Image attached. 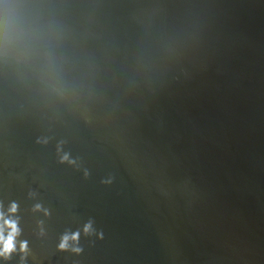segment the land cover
<instances>
[{
    "label": "water",
    "instance_id": "water-1",
    "mask_svg": "<svg viewBox=\"0 0 264 264\" xmlns=\"http://www.w3.org/2000/svg\"><path fill=\"white\" fill-rule=\"evenodd\" d=\"M0 214V264H264V0H0Z\"/></svg>",
    "mask_w": 264,
    "mask_h": 264
},
{
    "label": "clouds",
    "instance_id": "clouds-1",
    "mask_svg": "<svg viewBox=\"0 0 264 264\" xmlns=\"http://www.w3.org/2000/svg\"><path fill=\"white\" fill-rule=\"evenodd\" d=\"M66 158V157H65ZM10 211L15 212L16 211V205L13 204L11 206ZM3 219V215L0 214V220ZM4 225H6L11 231L8 233V236H4V228L3 226H0V245L3 247L0 248V256H5L6 258L10 253H12L15 250V237L19 234L18 229L16 227V223L14 221L5 220ZM91 225L89 224L86 226L85 231L87 232ZM78 239V233L73 234L71 236L65 235L62 239V242L60 244L61 249H65L69 245V240L76 241ZM26 249V244H21V251H24ZM74 251H79V249H73Z\"/></svg>",
    "mask_w": 264,
    "mask_h": 264
}]
</instances>
